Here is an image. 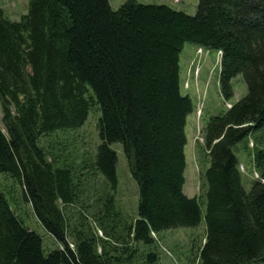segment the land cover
<instances>
[{
    "label": "trees",
    "instance_id": "trees-1",
    "mask_svg": "<svg viewBox=\"0 0 264 264\" xmlns=\"http://www.w3.org/2000/svg\"><path fill=\"white\" fill-rule=\"evenodd\" d=\"M186 42L222 51L225 100L235 76L248 84L204 129L205 214L199 198L184 192L186 126L195 109L181 89ZM0 104V172L20 182L40 222L64 245L47 253L0 184V264H136L129 238L148 246L144 264H155L153 233L203 218L199 264H264V146L248 145L264 127V0H199L194 15L138 0L118 9L110 0H29L19 20L0 7ZM95 104L102 142L93 168H79L43 139L81 127ZM243 139L260 175L249 189L237 153ZM114 142L123 144L139 187L138 215L129 223L103 189L118 184ZM99 171L107 184L96 197L85 178ZM87 192L105 236L93 232L87 214L78 221L65 212Z\"/></svg>",
    "mask_w": 264,
    "mask_h": 264
},
{
    "label": "rangeland",
    "instance_id": "rangeland-1",
    "mask_svg": "<svg viewBox=\"0 0 264 264\" xmlns=\"http://www.w3.org/2000/svg\"><path fill=\"white\" fill-rule=\"evenodd\" d=\"M127 0H110L114 9H118ZM143 3L168 4L176 10H182L189 14H196L199 0H138ZM29 0H0L7 16L13 20H19L28 12ZM214 48L201 47L193 42H186L181 52V89L185 94H190L194 103V112L188 116L186 134L188 142L185 146L186 169L184 192L190 196H197L201 202L203 214L206 211L205 193V171L210 166V157L205 147L204 129L211 116L219 114L233 103L240 100L248 92V84L242 73L233 78L234 95L230 100H225L220 88L221 52ZM101 110L95 104L91 108L87 120L78 128L68 130H58L43 139V143L48 145L54 152L62 155V159L71 162L77 167L90 165L97 156L98 145L102 142L99 134L98 121ZM3 112L0 104V125L4 128L2 120ZM246 139L237 145V153L241 161L243 172V184L249 189L254 179L260 175L254 167L252 155L248 153ZM248 142L252 149L257 143L264 146V127L255 130L248 137ZM112 147L117 151V179L116 189L111 185L103 186L106 183L104 174L100 171L94 176L85 178L86 186L93 190L96 197L102 190L97 192L99 187L113 193L116 197V207L121 213L122 221L129 223L138 215L139 187L133 177L128 159L121 142L112 143ZM250 149V150H251ZM95 172V169H93ZM103 183V184H102ZM1 188L6 193L16 212L24 222L43 237L45 251L57 247H63L50 232L46 230L38 219L33 206L26 201L22 192L20 182L11 175L0 172ZM100 189V188H99ZM89 192L74 205L64 206L65 212L74 219L80 220L81 212L87 214V219L91 221L92 230L99 236H105V231L94 219L90 206L95 202V196L90 197ZM88 196L90 198H88ZM206 224L204 218L196 226L171 228L153 233L155 242L152 247L157 252L158 260L155 264H199L200 246L205 241ZM70 247L74 248L75 243L69 239ZM129 245L135 247V263L144 264L149 247L141 242L132 241ZM115 240H112L114 243ZM151 247V246H150Z\"/></svg>",
    "mask_w": 264,
    "mask_h": 264
},
{
    "label": "clouds",
    "instance_id": "clouds-1",
    "mask_svg": "<svg viewBox=\"0 0 264 264\" xmlns=\"http://www.w3.org/2000/svg\"><path fill=\"white\" fill-rule=\"evenodd\" d=\"M219 51H221V50H219ZM220 55L222 56V53Z\"/></svg>",
    "mask_w": 264,
    "mask_h": 264
},
{
    "label": "bare ground",
    "instance_id": "bare-ground-1",
    "mask_svg": "<svg viewBox=\"0 0 264 264\" xmlns=\"http://www.w3.org/2000/svg\"><path fill=\"white\" fill-rule=\"evenodd\" d=\"M222 53V51H220Z\"/></svg>",
    "mask_w": 264,
    "mask_h": 264
}]
</instances>
